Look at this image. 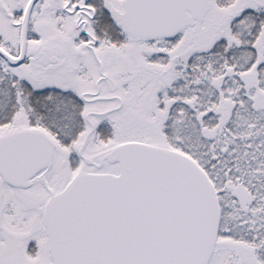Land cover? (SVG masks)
<instances>
[{"label":"snow or ice","instance_id":"1","mask_svg":"<svg viewBox=\"0 0 264 264\" xmlns=\"http://www.w3.org/2000/svg\"><path fill=\"white\" fill-rule=\"evenodd\" d=\"M0 264H264V0H0Z\"/></svg>","mask_w":264,"mask_h":264}]
</instances>
